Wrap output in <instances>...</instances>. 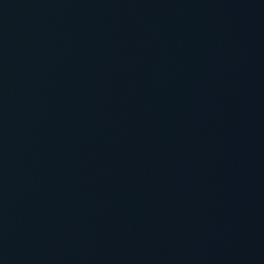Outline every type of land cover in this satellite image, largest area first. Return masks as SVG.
<instances>
[{
	"label": "water",
	"instance_id": "obj_1",
	"mask_svg": "<svg viewBox=\"0 0 264 264\" xmlns=\"http://www.w3.org/2000/svg\"><path fill=\"white\" fill-rule=\"evenodd\" d=\"M0 264H264V0H0Z\"/></svg>",
	"mask_w": 264,
	"mask_h": 264
}]
</instances>
